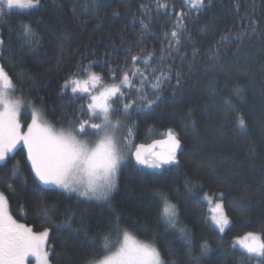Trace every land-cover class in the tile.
I'll list each match as a JSON object with an SVG mask.
<instances>
[{
	"label": "trees",
	"instance_id": "trees-1",
	"mask_svg": "<svg viewBox=\"0 0 264 264\" xmlns=\"http://www.w3.org/2000/svg\"><path fill=\"white\" fill-rule=\"evenodd\" d=\"M159 2L167 8H159L157 0H100L98 9L73 14L75 0H41L39 10L11 9L0 17V37L6 43L0 64L22 90L15 93L42 109L54 124L71 129L68 122L87 103L72 97L70 88L68 95L62 94L61 85L91 62L89 71L100 75L104 86L119 84L122 71L129 73L132 83L122 86L123 102L135 104L127 115L116 117L130 129L133 145L163 139L169 129L181 141L178 166L142 171L129 158L106 201L50 190L34 178L26 149L19 147L10 155L14 159L7 167L0 166V191L17 222L34 231L49 230L51 264H86V257L102 243L100 237L111 233L114 216L138 239L147 242L154 237L166 264H195L192 256H199L200 264H257L233 245L247 232L264 233V0H205L199 10L190 8L188 0ZM181 14L185 18L178 24ZM21 23L38 30L39 49L22 47ZM173 29L180 33L179 44L169 48ZM245 30L243 40L234 39ZM147 55L153 57L148 66L133 65L131 57ZM134 67L147 75L146 83L132 77ZM161 72L168 79L161 78L154 89V77ZM236 87L243 89L241 98L232 95ZM228 97L231 108L224 104ZM238 114L246 121L244 130L238 126ZM17 161L19 171L3 181ZM160 191L178 206L179 226L191 231V254L173 230H165L159 215ZM219 192L224 193L230 219L223 233L211 221L214 200L203 199L205 193L212 197ZM45 203L57 209L49 220L41 214ZM204 241L209 250L201 256Z\"/></svg>",
	"mask_w": 264,
	"mask_h": 264
},
{
	"label": "snow or ice",
	"instance_id": "snow-or-ice-1",
	"mask_svg": "<svg viewBox=\"0 0 264 264\" xmlns=\"http://www.w3.org/2000/svg\"><path fill=\"white\" fill-rule=\"evenodd\" d=\"M189 7L199 10L205 7V0H188ZM100 0H90V3L81 5L75 0L72 6L73 14H84L91 9H98ZM159 8H167L157 0ZM43 5L41 0H0V17L6 10H39ZM141 7H145L141 5ZM183 14L177 23L184 19ZM146 28L147 25L143 24ZM255 31L254 28L251 29ZM248 34L245 30L238 33L234 39L243 40ZM168 36V47L179 44L177 30L173 29ZM19 39L23 41L22 47L26 46L30 51L37 50L41 46L42 37L38 30L30 23H21ZM224 42H230L224 39ZM8 43H11L9 40ZM6 48L5 40L0 37V51ZM0 59H3L0 56ZM153 59L151 55L145 57L133 56L131 61L135 66L137 62L149 65ZM88 68H78L80 79L76 73L69 74L65 83L61 85V92L69 94L76 99L87 101L77 109L78 115L68 123L71 130H57L46 120L34 107L30 108V123L21 124V99H13L10 93L22 91L17 88L3 64H0V166L7 167V161L14 159L10 154L14 153L18 146L19 150L26 149V161L30 162V170L34 178L42 185L49 186L50 190H63L66 193H76L79 197L88 199L107 200L117 184V177L126 155L134 157L141 170L159 169L164 165L178 166L177 150L181 147V141L177 134L169 129L167 139L156 141L153 145H133L130 140L131 131L126 129L127 134L117 136L116 133L123 127L120 120H114L117 113L127 115L135 102H123L125 100L124 88L131 87V80L127 71H122L119 84L104 86L102 77ZM111 79L115 80L116 69L111 70ZM132 77L144 84L148 77L134 67ZM161 78L167 80L161 72L155 76L154 89L159 87ZM177 85H180V76H176ZM124 86V88H122ZM243 89H232V95L241 98ZM42 99V98H41ZM155 101H147L146 106L151 107ZM120 104V108L114 107ZM227 107H233L230 97L224 99ZM238 126L241 130L246 129V121L242 114L237 115ZM93 136L96 139L86 140L82 137ZM157 145H162L161 151H155ZM19 162L12 165L9 174H5L3 181L11 179L19 171ZM187 183H191L188 181ZM12 189L11 184L5 185ZM189 191H192L189 188ZM160 200L159 215L166 225L165 230H173L180 241L186 247L188 254L192 253L193 238L191 231L186 227H180L179 208L172 203L168 195L158 192ZM203 199L215 201L212 208L211 221L219 232L223 233L230 224L224 208V193L204 194ZM56 206L45 203L41 208V214L45 220L55 215ZM66 217L71 213L65 214ZM71 228V221H67ZM109 228L111 233L100 237L102 243L94 247L86 257V264H166L161 252L155 245V238L151 241H142L136 238L126 227L122 226L119 216H114ZM83 230V226H82ZM114 234V235H113ZM49 230L34 231L32 227L19 223L9 210V202L3 191H0V264H50L48 251ZM95 244V241L93 240ZM233 247L241 250V256L249 260L255 259L257 264H264V233L247 232L238 237ZM201 256L209 250L207 241L200 244ZM32 257L34 260L30 261ZM195 264H200L199 256H192ZM175 264V262H171Z\"/></svg>",
	"mask_w": 264,
	"mask_h": 264
},
{
	"label": "rangeland",
	"instance_id": "rangeland-1",
	"mask_svg": "<svg viewBox=\"0 0 264 264\" xmlns=\"http://www.w3.org/2000/svg\"><path fill=\"white\" fill-rule=\"evenodd\" d=\"M17 10H21V9H17ZM112 85V84H111ZM111 85H106V86H111ZM11 94V96H12V98L13 99H21L22 100V107H21V124H26V123H30L31 121H30V115H29V112H30V108H32V107H34L35 109H36V111H38L40 114H41V116H42V118L44 119V120H46L49 124H51L54 128H56L57 130H60V129H64V130H71L70 128H63V127H59V126H57L56 124H54L51 120H49L47 117H46V115L44 114V112L42 111V109H40L39 107H36V106H34L33 105V103L31 102V101H29V100H27V99H25L24 97H22V96H19V95H17L15 92H13V93H10ZM27 115V116H26ZM26 116V117H25ZM113 119L114 120H120L118 117H116V115L113 117ZM121 121V124H122V128H121V131L120 132H118V133H116V135L117 136H121V135H126L127 134V131H126V126H125V124L122 122V120H120ZM83 139H86V140H89V141H91V140H94V139H96L95 137H93V136H88V137H82ZM132 138H131V136H130V140H131ZM131 143L133 144V141L131 140ZM20 146H18V148H19ZM17 148V149H18ZM15 153V152H14ZM14 153H12V154H10V155H13ZM132 156H130V155H126V158H125V160H124V162L122 163V165L129 159V158H131ZM122 165H121V167H122ZM160 169V168H159ZM159 169H147V170H150V171H158ZM120 171V170H119ZM118 175H119V173H118ZM117 181H118V177H117ZM116 186H117V184H116ZM47 187H49V186H47ZM116 188V187H115ZM115 190V189H114ZM113 190V191H114ZM112 191V192H113ZM112 194V193H111ZM110 194V195H111ZM85 198V197H84ZM86 199H88V198H86ZM89 200H95V201H102V199H89ZM210 200H212V199H210ZM210 200H208V202H210ZM214 205H215V201H211V210H212V208L214 207ZM10 210V209H9ZM211 215H212V211H211ZM229 218V217H228ZM230 220V219H229ZM230 225V224H229ZM228 225V226H229ZM228 226L225 228V230L228 228ZM224 230V231H225ZM137 238V237H136ZM138 239V238H137ZM140 240V239H139ZM143 241V240H142ZM236 241V240H235ZM29 260L30 261H32V260H34V258H32V257H30L29 258ZM50 264H51V262H50Z\"/></svg>",
	"mask_w": 264,
	"mask_h": 264
},
{
	"label": "water",
	"instance_id": "water-1",
	"mask_svg": "<svg viewBox=\"0 0 264 264\" xmlns=\"http://www.w3.org/2000/svg\"><path fill=\"white\" fill-rule=\"evenodd\" d=\"M167 139V136L165 137V138H163V139H158V140H154V141H152V142H150V143H140V144H143V145H145V147H148V146H150V145H153L156 141H164V140H166ZM140 144H138V145H140ZM137 145V146H138ZM162 148H163V146L162 145H157L156 146V148H155V151H161L162 150ZM181 148V147H180ZM179 148V149H180ZM178 149V150H179ZM132 159H133V161L135 162V159H134V157H132ZM136 163V162H135ZM139 166V165H138ZM164 166H166V167H169V166H173V165H164ZM141 167V166H140Z\"/></svg>",
	"mask_w": 264,
	"mask_h": 264
}]
</instances>
